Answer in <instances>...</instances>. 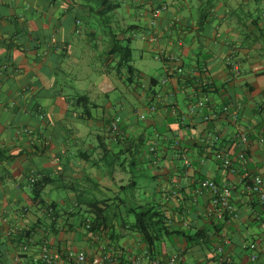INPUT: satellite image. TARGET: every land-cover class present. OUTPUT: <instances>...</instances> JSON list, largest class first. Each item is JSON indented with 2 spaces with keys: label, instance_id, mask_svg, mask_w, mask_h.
I'll return each mask as SVG.
<instances>
[{
  "label": "crops",
  "instance_id": "1",
  "mask_svg": "<svg viewBox=\"0 0 264 264\" xmlns=\"http://www.w3.org/2000/svg\"><path fill=\"white\" fill-rule=\"evenodd\" d=\"M112 35L130 38L131 56L136 42L140 59L152 52L161 64L154 93L146 95L143 74L135 89H125L134 98L143 93L140 110L124 96L110 101L122 83L105 61ZM170 68L181 76L167 75ZM202 97L207 106L188 116ZM228 104L238 108L236 120L221 114ZM212 111L217 117L205 121ZM115 115L119 144L105 135V121ZM91 138L98 146L87 147ZM102 144L125 151L124 162L104 171L105 157H93ZM0 150L13 157L0 160V264H44L43 247L83 254L81 264L165 263L175 254L176 264H261L264 208L247 187L256 176L264 183V0H0ZM218 151L228 154L229 168L214 160ZM38 173L52 180L42 197L61 216L54 228L31 201L27 178ZM204 179L232 188L234 214L224 225L210 193L199 190ZM141 205L159 208L165 220L167 233L151 258L129 229L127 210ZM93 219L99 230L89 233L82 224ZM197 231L202 239L186 245ZM252 242L255 263L242 248ZM54 264L76 263L62 257Z\"/></svg>",
  "mask_w": 264,
  "mask_h": 264
},
{
  "label": "trees",
  "instance_id": "2",
  "mask_svg": "<svg viewBox=\"0 0 264 264\" xmlns=\"http://www.w3.org/2000/svg\"><path fill=\"white\" fill-rule=\"evenodd\" d=\"M109 44H110L109 50L105 54V56H106L105 61L111 63L110 65H108V68H107L108 71H110L113 74V76H115L117 79L122 81V83L124 85H127V86L135 89V85L139 82V80H141V75L131 65L132 59H131L130 38H123L122 40H118L117 36L112 35ZM181 78L182 77L177 79V83L183 84ZM187 81H188V83H191L192 80L187 78V80H185V83H187ZM147 85H148V87L146 88V95H148L150 93H154V89L158 86V81L154 78H150ZM208 89L209 88H205L202 90V92L208 93ZM111 119L112 118L105 121L106 140L109 141V143L111 142V143L119 144L120 142H122V139H123L122 133H121V136L113 137L108 131V126H109ZM98 138H99V140L100 139L104 140V138L102 136H98ZM140 143L141 142H139V144H138L139 147L142 145H146V142L145 143L142 142L141 144ZM111 147L115 148L113 146H111ZM145 147H146V150H147L149 155L152 156L153 153L155 154L154 148L150 152L147 145ZM100 150L103 154V157L111 153L110 149L107 148V145H104V144H102V146L100 147ZM132 152H133V150H131L129 147V149L127 150L128 155H131ZM123 153H125V151L120 150L118 152V155H123ZM83 155H85V154H83ZM138 155H141V154H138ZM85 156L87 157L88 155L86 154ZM11 159H13L12 156L4 157V152L2 150H0V160L1 161L11 160ZM112 165H113V162L109 163V167H112ZM34 176L35 177L38 176V177L36 178L35 181L30 182V179ZM27 181H28V185L30 187L32 204L35 205L36 207L39 206V208L43 211V213L48 217L47 220L50 222V224L54 228L55 223L57 222V220L61 216H59V213L56 211L55 204L45 202L43 197H42V193H43L45 187L48 186L49 184H51V182H52L51 178L46 174L38 173V174L31 175L29 178H27ZM250 196L252 197L253 195H250ZM253 199H255L257 201L255 196H253ZM107 201L108 200H103L101 203L105 204V203H107ZM97 203L98 202H95L93 204V206L96 205ZM257 203H258V205H260L261 207L264 208V206H262L258 201H257ZM64 215H66V214H64ZM75 215H77V213L68 214V216H70V217L71 216L73 217ZM94 215L97 216L96 211L94 212ZM129 216H132V218H133V222H132V224H130L129 229L140 236L141 242L144 244L146 251L149 254V257L150 258L153 257L152 256L153 250L161 242L160 238L163 235H166V233H167L166 226H165V220H164V217H163L160 209L153 206V205H141V206H138L135 208L128 209L127 210V217H129ZM63 217L65 218V216H63ZM66 219L67 218L64 219V222H66ZM227 220H228L227 216H224L223 219L217 221V224L220 223L221 225H224V223ZM82 223H84V221L81 222V224ZM82 226L89 233H93V232L99 230V225L97 224L96 220H94V219L85 222L84 224H82ZM29 232H32V229L27 230L25 232V234L28 235ZM202 237H203V233L200 231H197L192 236L186 237V240H185L186 245L189 246V245H191V243H195L196 241H199L197 239H202ZM209 244L210 243H208V245ZM208 245H207V248H209ZM211 245H213V244H211ZM215 246L216 245H213V247H215ZM216 261L218 262L219 259L216 258L215 262ZM121 263H123V262H121ZM221 264H226V261L221 263Z\"/></svg>",
  "mask_w": 264,
  "mask_h": 264
},
{
  "label": "built area",
  "instance_id": "3",
  "mask_svg": "<svg viewBox=\"0 0 264 264\" xmlns=\"http://www.w3.org/2000/svg\"><path fill=\"white\" fill-rule=\"evenodd\" d=\"M164 9L165 7L161 6L158 9L154 10L152 12V17L155 19ZM174 72L175 74H178L179 76H181L180 70H177L175 68L173 69L170 68L166 70L167 75L173 74ZM201 73L206 74V71L202 70ZM167 78L168 77H165L164 79L160 81L161 86H164L166 84ZM210 87H211L210 81L205 80L201 84V90L205 88H210ZM207 104H208V100L206 97H202L201 99H198L195 102V104L189 106L187 115L188 116L194 115L197 109L205 108ZM155 110H156L155 105H151L149 108V111L154 112ZM221 114L224 116L229 115L233 120H236L238 117V108L235 105L228 104L222 107ZM216 117H217V113L212 111L211 113H209L208 115L204 117V120L209 121L210 119L216 118ZM120 122H121V119L118 115H115L110 120L108 131L113 137L121 136ZM240 140L241 142L245 141L244 137H241ZM152 150L153 148H149L150 152ZM237 159L240 161L245 160L244 151H240L238 153ZM214 160L218 162L223 168H229L231 165V161H230L228 154L222 151H218L214 153ZM181 161H182L181 166L187 170L190 167L189 160L184 155H182ZM37 177L38 176L32 177L30 179V182L35 181ZM199 190L200 191L205 190L210 193L211 198H212L211 200L212 208L211 209L214 213L217 214L219 218H222L224 216H227V217L233 216L234 209L230 203L232 188L230 186L218 185L210 179H204L199 184ZM247 193L249 195L255 196L257 201L262 206H264V183L261 177L256 176L253 178L252 182L247 187ZM242 248L244 250H248L249 252H251V254L248 257L249 262L255 263L258 261V256L255 253V250H256L255 243L252 242V243L245 244L242 246ZM62 257H64L65 259L69 261H74L76 264H81L85 262L84 255L79 254V253L74 254L72 252H67L64 254V256H62L59 253H55V252L51 253L47 247L41 248L39 252V260L43 262L44 264L57 263L61 260ZM179 257H180L179 254H175V255H172L165 263L157 261V260H152L150 264H176L179 261ZM223 262H225V259H219L217 264H221ZM92 263L97 264L96 261ZM261 264H264V260L261 261Z\"/></svg>",
  "mask_w": 264,
  "mask_h": 264
},
{
  "label": "rangeland",
  "instance_id": "4",
  "mask_svg": "<svg viewBox=\"0 0 264 264\" xmlns=\"http://www.w3.org/2000/svg\"><path fill=\"white\" fill-rule=\"evenodd\" d=\"M132 49H134L132 51V56H131V65L140 73L143 74L146 78L145 82L148 83V80L150 78H154L156 80H160V78L162 77L161 75H163L162 69H161V64L159 63V61L155 58L157 57L155 54H153L152 52H143V59L139 58V53L135 50L136 48V42H134L132 44ZM90 77H95V74L93 72H91V76ZM142 80H139V82H141ZM127 85H124L122 83H116V91L112 92L111 94H109L110 97V101L113 103L116 99H119L121 96H124V98H126L127 100H131L132 104L134 105V108L140 110L141 109V105L144 102V97H143V93L140 90H137L136 96L135 98L132 97L131 94H128L125 89L127 88ZM139 89V88H137ZM95 115H97V112H94ZM145 119V114L143 115V117L140 119V123L143 125L142 121H144ZM107 144V142H106ZM91 146H87V147H96L98 146V142L95 138H91V142H90ZM111 153L104 156L105 160L101 162V167L102 169H104V171L109 169V163H111L114 160H117L119 163L124 162V157L126 155H118V150L115 148H109ZM96 150H99L98 153H93V157L96 158L97 157H103V154L100 150V148H96ZM113 152V153H112ZM90 153L92 154V152L90 151ZM141 174V173H140ZM137 179L136 181L140 184L141 181H145V178L142 177L141 175H137L136 176Z\"/></svg>",
  "mask_w": 264,
  "mask_h": 264
}]
</instances>
